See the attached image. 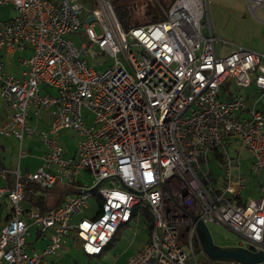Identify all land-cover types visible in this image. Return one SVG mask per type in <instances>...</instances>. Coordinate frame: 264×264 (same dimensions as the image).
Instances as JSON below:
<instances>
[{
	"label": "built area",
	"instance_id": "built-area-1",
	"mask_svg": "<svg viewBox=\"0 0 264 264\" xmlns=\"http://www.w3.org/2000/svg\"><path fill=\"white\" fill-rule=\"evenodd\" d=\"M4 4L15 15L0 19V52L11 53L19 43L30 54L19 58L21 77L3 70L0 55V98L11 110L0 133L20 144L24 136L39 138L46 151L34 172L13 171L12 184L0 185V197L9 203L0 226V264H43L71 234L86 255H100L142 205L153 225L124 264H200L194 245L200 221L229 227L243 238L239 246L263 248L264 183L256 198L242 202L241 152L250 154L252 173L264 170V110L257 108L264 92L252 108L242 97L221 100L219 93L232 79L239 87L254 82L264 90V53L241 45L218 52L221 38L210 22L208 0L159 4L163 19L128 29L109 0H90V8L87 0H0ZM80 29L91 47L113 59L107 69L89 67L86 56L93 51L64 38ZM41 87L51 91L41 94ZM30 107L36 116L40 109L49 112L46 129L28 124ZM62 129L80 137L74 157L62 158ZM236 136L240 149L230 156L228 139ZM210 152L220 159L221 179L209 170ZM19 154H25L21 145ZM79 169L96 180L99 207L93 216L73 220L89 208L84 189L52 210L23 206L30 185L49 189L58 174L71 180ZM8 172L0 166V179ZM33 226L42 234L51 230V236L40 251L30 252L26 235Z\"/></svg>",
	"mask_w": 264,
	"mask_h": 264
},
{
	"label": "rangeland",
	"instance_id": "rangeland-1",
	"mask_svg": "<svg viewBox=\"0 0 264 264\" xmlns=\"http://www.w3.org/2000/svg\"><path fill=\"white\" fill-rule=\"evenodd\" d=\"M89 1L90 0H87L88 7H93L89 4ZM248 3L254 4V0H208L210 22L217 36L221 38V45L218 46V52L220 50L224 53L227 51L229 52L234 45L251 46L258 51H264V7H258L252 12L248 7ZM153 13L150 0L147 2L143 0L137 3L135 15L137 18L141 19L142 23L148 22ZM14 15L15 10L11 4L0 5L1 20H8ZM95 31L96 33H100L98 26H95ZM64 38L72 41L76 46L84 44L89 50L93 51V57L86 56L89 67L100 71L107 69L109 65L112 64L113 59L106 52H99L96 46L91 47V43L86 37L83 29L68 33ZM261 51L260 53H262ZM9 56H11V54H9ZM7 71L12 73L17 72L11 70L10 67H7ZM226 85L227 89H224V87L220 89V99L226 100L229 95L242 97L247 108H252L254 102L261 96L262 92H264V90L257 88L254 82L248 87H239L232 79L230 83ZM5 108V103L0 100V127L5 124L8 117L11 115V110ZM257 108L264 110V96L259 100ZM83 113L87 117L89 125H91L93 123L91 115L86 109H83ZM71 134H73V132H71ZM26 142L27 140L24 139L22 147L24 150L26 149ZM228 142L230 144L226 146L227 152L230 156H235L236 151L240 149V139L238 136L231 137L228 139ZM6 146V149L0 152V155L6 159L8 167L16 168L19 160V141L16 140L13 144L8 143ZM28 153L30 154V152ZM207 158L211 174L215 178L221 179L222 169L217 153L210 152ZM250 158L251 156L247 151L241 152V171L245 177V189L241 193L243 203L248 199L256 198L259 193V183H264V170L259 173H252L249 170L248 161ZM35 162L36 158L30 157V155L27 154V156L20 160L21 170H32ZM49 170L55 172L56 166H52ZM78 172V177H74L78 185L77 187L82 190H90L96 185V180L87 169H80ZM58 175L61 176V174ZM87 200L90 207L88 209H82L81 213L75 215V220L79 219L81 216L91 217L97 212L99 206L96 195L88 193ZM3 206L5 210L9 208V203L5 197L3 198ZM152 220V215L142 205L141 209L130 222L122 225L117 230L112 241L105 247V250H103L100 255H86L83 252L81 241L71 237L69 238V243L67 245L63 244L56 254L46 257L45 264H122L124 260L134 254L136 249L147 240L149 225ZM207 228L214 247H239V242L243 240L238 233L227 226L210 225ZM45 238L44 236H40L36 239L35 228H31L29 234L26 235L27 249L33 247L37 248V245H39L37 241ZM194 245L197 247L196 256L200 264H209L210 260L207 255L204 251L200 250L201 243L195 242ZM241 247L246 248L247 245L243 243ZM184 248L188 252V246L186 245ZM228 264L236 263L230 262Z\"/></svg>",
	"mask_w": 264,
	"mask_h": 264
},
{
	"label": "crops",
	"instance_id": "crops-1",
	"mask_svg": "<svg viewBox=\"0 0 264 264\" xmlns=\"http://www.w3.org/2000/svg\"><path fill=\"white\" fill-rule=\"evenodd\" d=\"M248 7L251 9L252 12H254V10H256L258 7L259 8L260 7H264V0H261V2L259 4H256L255 2H254V4L248 3ZM241 46L246 47V48H248L250 50H253V51H256V52H260L261 51V50L258 51L256 49H254V47H251V46H245V45H241ZM233 48L234 47H232L230 50H232ZM261 52L264 53V51H261ZM9 54H11V56H9ZM29 54H30L29 47H27L26 45H23V44H19V43L15 47V50L13 52H11V53H3L1 51L0 55H1V58L3 60V70L7 74H11V75H13L15 77H21V69H22V67L19 64V58L20 57H27ZM7 67H10L11 70H14V71H17V72L16 73L9 72V71H7ZM50 91H51L50 89H46L44 87H41V89H40V93L41 94H44V93L50 92ZM0 100H2V99L0 98ZM5 106H6V104H5ZM5 109L8 110L7 106H6ZM33 111H34L33 107H30L29 110H28V124L31 125V126L37 127L38 129H46L49 126L50 122H51V115L49 114V112L47 110L40 109L39 115L36 116L33 113ZM0 119H1V116H0ZM70 131L73 132V134H71ZM24 139L27 140L26 149L25 150L22 148ZM16 140L17 139L14 136H12V135L5 136V135L0 133V152H2L3 150L6 149V147H7L6 144H8V143H12L13 144L14 141L16 142ZM79 140H80V137L78 135H76V133L74 131H72L70 129H62V130L59 131L58 142L63 148L62 158H64V159L71 158V157H74L76 155L77 144H78ZM20 145H21V148L25 151V154L20 156V154L18 153V159L19 160H18L17 167L16 168L8 167L7 166L8 163H7L6 159L4 157H2L1 155H0V166L3 167V168H6L8 171L19 170V172L21 174L34 172L41 165V163H42L41 156L46 151V147H45L43 141L41 139H39V138H30L28 136H24L22 141H21V144H20V141H19V151H20ZM28 152H30V154ZM27 154L30 155V157L36 158V162H35L34 167L32 168V170H24L23 171V170H21L20 160L23 157L27 156ZM10 164H12V163H10ZM12 172L13 171L8 172L6 174V180L0 179V185H3V184L7 183V185L10 186L12 184L13 178H14V175H13ZM60 174H61V176L58 175V177L56 179V182L53 184L52 187H50L49 189H46V191H44L42 189H39V191L36 193L37 195H39L41 197V199L43 201V204H44V207L46 208L45 211L52 210V209L58 207L65 200H67L68 198H70L73 195L78 194L80 192V190H82L81 188L77 187L78 185L76 184V180L74 178L75 176L78 177V174H79L78 170L73 173V176H72L71 180L69 179V176L67 175V173H60ZM28 188H27V190H28ZM3 198L4 197H0V226L3 225L6 222V220L8 218V214H9V208L5 210V208L3 206ZM97 202H98V200H97ZM23 206L25 208H29L31 206H37V207H39L41 209V206L39 204H37V203H29L25 199L23 201ZM74 217H73V220H75ZM31 228H35L36 239L38 237H40V236H44L46 238L37 241V242H39V245H37V248L33 247V248H28L27 250L30 251V252H32V251H40L47 244V242L49 241L50 236H51V230L46 231V233H44L42 235V233L39 232L37 227L33 226ZM196 233H197V230H196ZM115 235H116V233H115ZM71 237L74 238L73 234L69 235L66 238L65 245H67L69 243L68 241H69V238H71ZM26 243H27V241H26ZM142 245H143V243L136 249V251H138ZM26 248H27V246H26ZM200 250H201V247H200ZM208 259L210 260L209 264L230 263V262L217 263V262H213L212 259H210V258H208ZM125 261L126 260H124V262ZM124 262L122 264H124ZM45 263H46V261L43 264H45Z\"/></svg>",
	"mask_w": 264,
	"mask_h": 264
},
{
	"label": "trees",
	"instance_id": "trees-1",
	"mask_svg": "<svg viewBox=\"0 0 264 264\" xmlns=\"http://www.w3.org/2000/svg\"><path fill=\"white\" fill-rule=\"evenodd\" d=\"M109 1L114 9L116 17L118 18L121 26L124 29H128L131 26H138V25L144 24L142 23L141 19L137 18L135 15L137 3L143 0H109ZM147 1L148 0H145V2ZM172 1L173 0H150V5L154 13L150 16L148 22L158 21V20L163 19V16L159 10V4H162L167 8L172 3ZM222 87H224V89H227L226 84L222 85ZM230 97L231 96L229 95L227 96L226 99H229ZM42 190L46 191V189H42ZM38 191H39V188L37 186L31 185L28 188V190L26 189L25 200H27L29 203L39 204L41 206V210L45 211L46 208L44 207L41 197L36 194ZM90 193L95 194L94 189H92ZM152 223L153 222H151L149 225V231L152 228V225H153ZM73 237L74 239L79 240V238H77L75 235H73ZM225 264H228V263H225Z\"/></svg>",
	"mask_w": 264,
	"mask_h": 264
},
{
	"label": "water",
	"instance_id": "water-1",
	"mask_svg": "<svg viewBox=\"0 0 264 264\" xmlns=\"http://www.w3.org/2000/svg\"><path fill=\"white\" fill-rule=\"evenodd\" d=\"M92 189L84 192L88 194ZM196 230L197 239L201 243V250L204 251L208 258L217 261L238 262L239 264H264V233L263 248L258 250L253 245H247L246 248L241 246L214 247L208 228L203 222L197 223Z\"/></svg>",
	"mask_w": 264,
	"mask_h": 264
},
{
	"label": "flooded vegetation",
	"instance_id": "flooded-vegetation-1",
	"mask_svg": "<svg viewBox=\"0 0 264 264\" xmlns=\"http://www.w3.org/2000/svg\"><path fill=\"white\" fill-rule=\"evenodd\" d=\"M212 261L217 263L225 262V261H217V260H212ZM234 263L239 264L238 262H234Z\"/></svg>",
	"mask_w": 264,
	"mask_h": 264
},
{
	"label": "bare ground",
	"instance_id": "bare-ground-1",
	"mask_svg": "<svg viewBox=\"0 0 264 264\" xmlns=\"http://www.w3.org/2000/svg\"><path fill=\"white\" fill-rule=\"evenodd\" d=\"M223 100V99H222ZM105 250V249H104Z\"/></svg>",
	"mask_w": 264,
	"mask_h": 264
}]
</instances>
